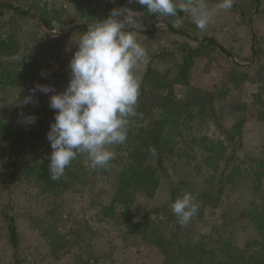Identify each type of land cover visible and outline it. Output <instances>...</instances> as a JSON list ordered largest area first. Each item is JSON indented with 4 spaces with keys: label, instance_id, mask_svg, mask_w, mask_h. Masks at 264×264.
I'll list each match as a JSON object with an SVG mask.
<instances>
[{
    "label": "rangeland",
    "instance_id": "1",
    "mask_svg": "<svg viewBox=\"0 0 264 264\" xmlns=\"http://www.w3.org/2000/svg\"><path fill=\"white\" fill-rule=\"evenodd\" d=\"M12 1L20 10L28 12V17L14 18V30L20 42V55L18 53L10 58H1L0 62L17 61L22 57L28 64L26 70L30 75L24 80L22 87L0 84V122L6 123L7 128L11 127L14 132L32 130L46 136L50 123L54 122V110L49 107V98L62 92L69 82L71 73L68 65L77 50L76 42L84 32L81 26L85 24L89 27L96 20L105 19L113 8H127L137 12L143 26L139 30L135 27L129 30L138 31V42L146 49L149 57L147 64L157 71L165 72L170 67L171 54L180 61V49L186 45H196L191 37H211L223 46L227 54L214 50L207 56L196 59L187 85L213 91L222 78L233 70L247 72L257 81L249 84L245 82L237 93L234 92V97L239 100L236 108L242 111H238L236 115L246 116L237 154L239 160L244 163L247 157L264 158V122L255 117L260 106L258 98L264 101V77L258 76L260 73L264 76V69H259L264 68V0H233L230 10L216 11L213 22L205 30L196 27L190 13L179 9L174 17H146V6L136 3L135 0ZM184 2L185 0H177V7ZM206 3L209 8H214L219 0H206ZM43 20L48 23L50 29L42 23ZM167 25L188 33L190 37L172 33ZM6 35V28L2 29L0 36ZM252 35L261 41V47L255 56V66L248 68V61L252 57ZM162 54L169 55L161 57ZM156 56L158 57L155 58ZM147 64L142 65L140 73L145 71ZM136 74L139 77L138 68ZM37 84L52 86L55 92L45 94L36 91L32 97L33 103L22 104L24 97L31 95V90ZM243 104L245 107H242ZM33 115L34 123H26L25 118ZM233 123L232 116L228 111H224L222 126L229 129ZM202 132L212 138L218 137L211 124H204ZM33 144L25 145L21 153L23 170L34 165V156H38L43 149L41 143ZM115 146L116 144L110 146V150ZM8 156L9 144L0 141V173L10 169ZM87 156L85 153L86 160ZM192 163L199 167L195 171L194 179L197 189L208 190L205 180L212 174L211 164L206 157L200 156L198 149L192 153ZM83 164L85 168L81 171L85 176L84 183L78 182L77 160L76 166L66 171L73 172L74 180L67 183L65 190L58 192L54 198L50 196L49 185L40 179L36 167L23 174L15 183L5 185L0 182V264H162V256L153 246L138 240L123 242L115 231L116 227L98 221L99 205L110 204L114 189L109 178L100 173L93 176L87 161ZM242 179L240 185L224 193L219 208L204 209L185 239L197 241L205 238L212 243L216 238V229L223 227V213L240 212L248 207L253 192L249 179L247 180L246 176ZM262 188L264 189V179ZM88 195L93 196V203L88 202ZM168 199L167 180L161 179L152 199L136 197L132 219L139 220L146 211L166 207ZM53 207L57 208V215L53 217L51 214V218L53 222L55 219L54 225L60 237L55 245V252L51 251V236L44 232L48 222L51 223L44 216ZM4 208L15 221L17 257L8 241V222L3 216ZM226 224L229 226L222 231L225 236L233 232L231 240L238 248L243 246L246 238L253 236L251 227L244 219L234 218V222L227 220ZM86 225L89 226L87 231ZM90 253L94 257H90Z\"/></svg>",
    "mask_w": 264,
    "mask_h": 264
},
{
    "label": "trees",
    "instance_id": "2",
    "mask_svg": "<svg viewBox=\"0 0 264 264\" xmlns=\"http://www.w3.org/2000/svg\"><path fill=\"white\" fill-rule=\"evenodd\" d=\"M15 4L12 0H0V31L5 28L7 30L5 37L0 36V59L13 57L20 51L18 35L14 30L16 27L14 18H26L28 12L20 10ZM149 15L156 17V14L149 13L146 17ZM42 23L50 29L45 20ZM167 26L174 34L190 37L188 33ZM191 39L196 45L183 46L179 53L180 61L171 54L172 63L165 72H159L147 64L140 80L138 115L130 118L127 140L123 144H116L111 150L115 153V158L106 168L94 169L89 156L86 160L85 153H80L66 167L59 179L52 180L48 168L52 149L46 136L32 130L14 132L11 127L7 128L6 123L0 122V141L9 144L10 166L7 172L0 173V182L5 185L15 183L23 174L29 173L36 167L40 179L49 185L50 196L54 198L57 197L58 192L65 190L67 183L74 180L73 172L66 173V171L72 170L77 160L78 182L84 183L85 176L81 170L85 168L84 161H87L91 174L94 176L100 173L109 178L114 189L110 204L99 205L98 221L116 227L115 231L123 242L138 240L153 246L162 256V264H264V189L262 188L264 158L247 157L245 163L239 160L237 153L240 150L246 116L236 115L238 111L239 113L242 111L236 108L239 100L234 97V92L237 93L243 83H257V81L247 72L233 70L222 78L213 91H204L187 85L196 59L205 57L214 50L227 54L223 46L214 38L191 37ZM252 40V57L248 61V68L255 66L257 62L255 56L261 47V41L255 39L254 35ZM166 55L169 54L160 56ZM27 68L28 64L22 57L17 61L0 62V84L22 87L24 80L30 75ZM259 69L262 71L264 68ZM261 75L258 74L264 77ZM262 79L264 86V78ZM258 103L260 106L256 110L255 117L258 121L264 122V101L258 98ZM242 107L245 105L243 104ZM224 111H228L234 119L229 129L221 124ZM206 123L214 127L218 137L212 138L202 132ZM36 142L41 143L43 149L38 156H34V165L23 170L21 153L24 146H32ZM151 149L156 150L155 155ZM197 149L200 156L206 157L212 166V174L205 180L208 186V190L205 191L198 190L194 183L195 171L199 167L192 163V153ZM244 176L249 179L253 192L248 207L240 212H224L221 216L223 227L216 229V238L212 243L205 238L197 241L185 239L197 218L202 216L204 209L219 208L224 193L240 185ZM161 179L167 180L168 205L146 211L139 220H133L131 213L136 197L152 199ZM185 192H191L196 196L199 210L190 223L182 226L172 212L171 205ZM87 197L88 202L93 203V196ZM51 210L44 216L46 220L51 221L46 225L44 232L51 236V251L55 252L57 250L55 245L60 237L54 225L55 219L53 222L51 218V214L53 217L57 215V208L53 207ZM3 216L8 222V241L17 257L18 244L14 218L6 208L3 210ZM234 218L244 219L253 231V236L246 238L241 248L232 243V231L226 236L222 231L229 226L226 224L227 220L234 222ZM88 229L89 226L86 225L85 230ZM89 255L94 257L91 253Z\"/></svg>",
    "mask_w": 264,
    "mask_h": 264
},
{
    "label": "clouds",
    "instance_id": "3",
    "mask_svg": "<svg viewBox=\"0 0 264 264\" xmlns=\"http://www.w3.org/2000/svg\"><path fill=\"white\" fill-rule=\"evenodd\" d=\"M135 2L146 6L149 14L162 17H174L178 9L188 12L200 30L213 22L217 10L228 11L233 6V0H219L214 8H209L206 0H185L179 7L177 0ZM133 27H143L137 12L113 8L76 42L77 50L68 65L69 82L62 92L49 98V107L54 110V122L46 133L52 149L48 166L52 180L59 179L80 153L88 154L94 169L106 168L115 158L110 146L126 142L130 118L138 115L140 81L136 69L149 62L146 49L138 42V31L129 30ZM36 91L55 92L52 86L37 84L21 103H33ZM34 121V115L25 118L28 124ZM151 151L156 154L155 149ZM171 210L178 223L187 225L199 210L196 196L185 192L175 199Z\"/></svg>",
    "mask_w": 264,
    "mask_h": 264
},
{
    "label": "crops",
    "instance_id": "4",
    "mask_svg": "<svg viewBox=\"0 0 264 264\" xmlns=\"http://www.w3.org/2000/svg\"><path fill=\"white\" fill-rule=\"evenodd\" d=\"M83 24H84V23H83ZM81 28L84 29V31H86L87 28H88V26L84 24V25L81 26ZM143 66H144V65H143ZM143 66L141 65V66L138 67L139 81L141 80L142 75H143V73H144V71H143L142 73H140L139 70H140ZM142 69H143V68H142ZM136 70H137V69H136Z\"/></svg>",
    "mask_w": 264,
    "mask_h": 264
}]
</instances>
